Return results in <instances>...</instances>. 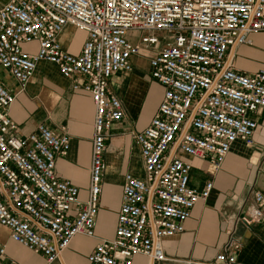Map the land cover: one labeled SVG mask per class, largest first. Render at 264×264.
I'll list each match as a JSON object with an SVG mask.
<instances>
[{"label":"built area","instance_id":"2783aa9c","mask_svg":"<svg viewBox=\"0 0 264 264\" xmlns=\"http://www.w3.org/2000/svg\"><path fill=\"white\" fill-rule=\"evenodd\" d=\"M66 26L85 33L78 54L63 48ZM264 32V0H9L0 7V69L24 90L36 67L48 63L64 79L81 77L94 108L87 199L55 172L70 139L39 125L20 138L8 117L15 95L0 81V227L9 240L46 264L61 259L75 237L94 240L87 264H237L241 243L231 237L211 260L169 258L164 240L185 232V222L212 191L189 186L192 163L221 169L235 142L254 145L257 116L264 109V69H234L232 50L251 45ZM151 54L149 76L163 89L149 124L132 134L142 178L126 173L114 236L99 238L96 217L108 131L124 118L120 99L108 89L131 57ZM74 90L80 87L72 86ZM238 221L264 223V195ZM6 251L0 243V264Z\"/></svg>","mask_w":264,"mask_h":264},{"label":"crops","instance_id":"0c3cea01","mask_svg":"<svg viewBox=\"0 0 264 264\" xmlns=\"http://www.w3.org/2000/svg\"><path fill=\"white\" fill-rule=\"evenodd\" d=\"M8 1L0 0V7ZM75 38L77 43L73 47ZM85 38L84 32L66 26L59 41L69 53L78 54ZM232 52L237 72L251 75L264 69V32L251 36V45L238 46ZM150 55L140 50L130 59L132 70L117 73L108 84L109 91L121 101L124 118L108 131L103 154L105 169L95 226L99 238L111 239L114 236L122 179L124 174L130 173V160L135 154L139 155L132 134L149 124L162 98V87L149 76ZM0 81L15 95L8 117L17 125L20 138L30 135L39 125L56 132L61 127L66 128L70 148L66 156L57 157L55 172L60 179L77 187L79 199L85 201L90 180L94 118L90 96L81 89L85 79H64L55 66L40 63L22 91L1 69ZM74 84L80 88L74 90ZM155 91L159 92L158 95L150 100ZM252 118L257 122L254 145L250 147L235 142L217 174H210L207 162L190 160L189 186L201 190L204 180H212L213 188L205 202L194 206L185 222L184 234L164 240V250L169 258L211 260L231 235L241 243L237 264H264V223L247 228L238 221L254 209L253 193L258 191L264 195V109ZM104 228L108 229V234L103 233ZM0 243L5 247L6 262L46 264L43 256L12 243L8 231L1 227ZM94 245V240L75 237L61 259L53 264H87V255Z\"/></svg>","mask_w":264,"mask_h":264},{"label":"rangeland","instance_id":"374dc122","mask_svg":"<svg viewBox=\"0 0 264 264\" xmlns=\"http://www.w3.org/2000/svg\"><path fill=\"white\" fill-rule=\"evenodd\" d=\"M76 43H77V39L75 38L73 40V42H72L73 47L76 45ZM262 59H264V55H263ZM158 93L159 92H157V91H155L154 93H152L150 100L151 99L153 100V98H155L158 95ZM129 171L134 176H136L138 178H142L143 172H142V169H141V161H140V157H139L138 154H135V156L133 157V159L130 160V162H129ZM102 231H103L104 234H108V229L107 228L106 229L105 228L102 229ZM134 264H146V262H145V259L143 257L137 256L135 258V260H134Z\"/></svg>","mask_w":264,"mask_h":264}]
</instances>
